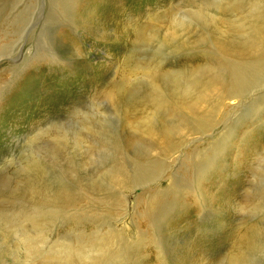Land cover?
I'll list each match as a JSON object with an SVG mask.
<instances>
[{"label": "rangeland", "instance_id": "obj_1", "mask_svg": "<svg viewBox=\"0 0 264 264\" xmlns=\"http://www.w3.org/2000/svg\"><path fill=\"white\" fill-rule=\"evenodd\" d=\"M0 24V264H264V0H0ZM149 62L173 115L195 109L170 150L157 139L120 144L127 188L110 186L115 157L92 143L47 160L59 146L36 136L49 127L143 138L145 116L106 114L103 94L127 75L144 81ZM232 81L238 101L216 104ZM85 122L94 129L82 132ZM46 183L78 198L56 205Z\"/></svg>", "mask_w": 264, "mask_h": 264}, {"label": "bare ground", "instance_id": "obj_2", "mask_svg": "<svg viewBox=\"0 0 264 264\" xmlns=\"http://www.w3.org/2000/svg\"><path fill=\"white\" fill-rule=\"evenodd\" d=\"M212 4H210V5H212ZM71 7H73V5L65 4V7L62 6V8H61L62 12H63L62 17L64 19H66V17H67L68 19H66V20L69 21V23L72 25V27H75L74 26L75 21L72 20L74 13L72 14V12H69L67 15H65L66 10L72 11ZM195 18L199 22L200 18L197 16ZM183 24L186 27H190V25L188 26L189 23L186 24L184 22ZM175 27H178V26L176 25ZM1 28L3 29L2 26H1ZM178 28H180V27H178ZM181 29H182V27H181ZM8 32L10 33V31H8ZM212 32H213V34H215L217 36V38H215V40L218 41L220 44H223V38H222L221 34L216 29ZM15 33H16V30H15ZM140 35H142V34L139 33L137 37H140ZM96 36L100 37V35L98 36V34H96ZM156 36L158 37L157 34H156ZM156 36L150 37V41H152L153 39L156 40ZM8 39H10V38H8ZM137 40H139V38ZM146 40H148V39H146ZM155 40H153V41H155ZM1 41L2 40H0V42ZM157 41H158V39H157ZM165 41L167 42L168 40L165 39ZM160 43L163 44L164 40ZM164 47H166V46H164ZM44 50H43V53H44ZM222 53H224V52H222ZM54 55L48 56V59L55 62V60H54L55 56ZM56 55H58V54H56ZM61 58H63V57H61ZM43 59H45V58H43ZM130 60L132 62V59H130ZM217 60L219 61V62H217V64L221 67V70H222L224 67H223V64L220 62L223 60V57L218 55ZM37 61L39 62V60H37ZM40 61H42V58ZM35 63H36V61H35ZM149 63L150 64L146 63V65H144V68H142L141 76L145 79L144 81L136 83V85H132L131 84V78L127 75L124 82L121 83L122 85L116 91L115 90H108L104 93L105 95L103 94V99L105 100L104 104L108 107V110H106V112L110 111V112H107L106 114L113 112L114 115H121L128 121L133 120L138 113H141L142 116H145L141 125L144 126L146 132H144V131L140 132V136H142L143 138L139 139V136H137L133 133H127V134L123 135L122 138H119L115 134H112V133L107 134V131L102 132L100 130L98 131V129L95 131V133L73 132V133L69 134L70 136H68L67 134H60L61 130L59 132H57V129H58L57 127H56L57 129H52V130H50L51 127H49L46 134H45V130H44V132H42L36 136V138H40V137H44V136L45 137H51L49 143L50 144L55 143L54 146H59V147H56L57 148L56 152L55 151L52 152V154H51L52 157L49 156V158H47V160H49L54 165H57V163L59 162V159H60V153H61L62 149L65 148V146L69 142H72L74 144H77L79 142L92 143L94 146V149L104 148V150L107 151V154L109 157H113V158L115 157L112 161L113 166L110 168V170L108 171V175H107V178L110 181V183H109L110 186H112V187L121 186L123 188H127V186L129 185V181H130L128 164H127V162L125 163L120 157L116 158V156L118 155V150L120 148V144L126 145L129 142L138 141V142H147L148 144L151 145L152 143L150 141L157 139L159 141H164L168 144L167 149L164 151L165 153L168 150H170L173 138L179 133V131L187 130V128H186L187 123L189 122V119L193 116V114L195 113V109L193 107H189V109L186 111V116L183 119H180L177 114L173 115L171 106L173 104V100L175 99L174 95L172 94L169 86L166 84L165 81H163V83L161 85L157 84V79H162L161 77H159V73L154 71L158 67L152 66L153 62H149ZM68 64L69 63H67V65ZM130 64H132V63H130ZM35 65L36 64L29 63L25 67L27 69L28 67L29 68L35 67ZM1 66H2V64H0V67ZM49 66H51V65H49ZM61 67H63V66H61ZM137 68H139L138 64L134 68H131L130 66H128V69L133 74V76L135 75V73H136L135 69H137ZM16 71H18V70L15 69L14 67H8L7 68V72L10 75H12L11 76L12 78L10 80L13 84H14L15 78L17 77ZM168 75H170V73H168ZM220 77L221 76H217L216 78H220ZM170 79L172 80L171 83L174 84L175 81L172 78H170ZM126 80H128L127 83L125 82ZM221 80H223V79H221ZM211 84H212V81H211ZM238 85H239V83L232 81L229 89H233V90L228 91V95H227L228 97H226V98H224V92L222 94H220V92H219V95L217 96L216 104L220 105L221 101L223 99L227 100L228 102H232V103H235L236 101H238V97L235 96L236 95L235 92H237L239 90L236 88ZM124 86H126L127 88L124 89ZM238 87H240V86H238ZM5 102H6V100H5ZM149 104L154 108V112L152 115H147V112L145 111L146 108L148 109ZM3 105H5V104H3ZM6 113H7V111H6ZM115 113H117V114H115ZM41 115H43V114H41ZM95 116L96 115L93 114V118ZM82 122H84V121H82ZM93 129L94 128L90 127V124L88 122H85L82 129L80 128V130H83L82 132H84L85 130H93ZM157 129H158V134H160V135L157 136V138H152L151 135H152L153 131H155ZM53 136H55V137H53ZM58 149L60 150L59 154H57ZM62 154H63V151H62ZM73 159H76V158H73ZM74 164L75 163H71L70 167H73ZM77 165H78V163H77ZM27 169L29 171H31V170L35 171L36 170L37 173L41 174L43 168L42 167L40 168V163L37 160H32L30 162V164H28ZM76 169H77V166H76ZM46 184H47L48 188H50V189H52V191H54L53 200L56 202V205H60V206L67 205V204L74 202L75 198H78L77 196L74 197L73 194L71 193V191L69 190V188L64 186V185L56 184V187H50V183H46ZM139 184L141 185V183H139ZM133 187H135V185ZM25 189L32 190L33 187L29 184L26 187H23L22 190H25ZM34 190H35V188L33 189V192H34ZM36 191H38V190H36ZM33 194L36 197L38 196L37 192H35ZM25 196H27V195H25ZM40 204L41 203H39V201H37V204H35V205H37V207H38ZM26 214H28V213L24 212V210L20 211V216L22 218H29ZM67 255H68V253L65 254V256H67Z\"/></svg>", "mask_w": 264, "mask_h": 264}]
</instances>
